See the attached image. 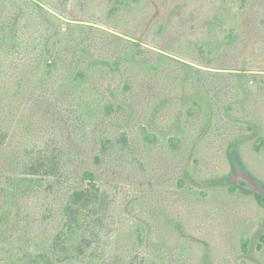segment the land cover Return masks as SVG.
Instances as JSON below:
<instances>
[{"label": "rangeland", "instance_id": "obj_1", "mask_svg": "<svg viewBox=\"0 0 264 264\" xmlns=\"http://www.w3.org/2000/svg\"><path fill=\"white\" fill-rule=\"evenodd\" d=\"M24 176L32 250L94 185V264H264V0H0V202Z\"/></svg>", "mask_w": 264, "mask_h": 264}, {"label": "trees", "instance_id": "obj_2", "mask_svg": "<svg viewBox=\"0 0 264 264\" xmlns=\"http://www.w3.org/2000/svg\"><path fill=\"white\" fill-rule=\"evenodd\" d=\"M134 0H113L115 8L126 6ZM221 15L217 14L208 22V28L212 29L223 23ZM234 23V22H232ZM233 25L219 31L220 39L212 45L213 50L218 45H226L232 42L234 34ZM211 55V54H210ZM262 141V139L260 140ZM48 166L30 162L26 165L25 172L29 176H36L41 172H47ZM82 177L91 184L94 181V173L85 170ZM34 179L31 177H15L12 181L14 188L6 190L4 200L0 202V223L4 221V210H9L14 205L13 195L16 191L32 188ZM258 204L264 209V196L255 195ZM8 208L5 209V207ZM103 198L94 185L74 189L62 208L61 231L54 237L49 249L32 250L29 241L23 237L14 235H0V244L3 256L0 264H94V246L96 244V230L101 224V207ZM113 264V263H112Z\"/></svg>", "mask_w": 264, "mask_h": 264}]
</instances>
